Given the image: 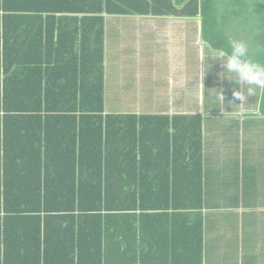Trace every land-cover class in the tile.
<instances>
[{
    "label": "trees",
    "instance_id": "1",
    "mask_svg": "<svg viewBox=\"0 0 264 264\" xmlns=\"http://www.w3.org/2000/svg\"><path fill=\"white\" fill-rule=\"evenodd\" d=\"M106 15L199 19L230 50L219 0H0V264H107L117 239L120 264H203V117L106 112ZM156 220L177 243L131 256Z\"/></svg>",
    "mask_w": 264,
    "mask_h": 264
},
{
    "label": "crops",
    "instance_id": "2",
    "mask_svg": "<svg viewBox=\"0 0 264 264\" xmlns=\"http://www.w3.org/2000/svg\"><path fill=\"white\" fill-rule=\"evenodd\" d=\"M137 17L141 16L106 15V21L116 18L118 23L115 24L114 32L106 26L105 95L108 92L107 88H110L107 69L117 66L112 59L115 55L110 56L111 51H115V54L118 53L120 56L126 54L125 50L127 51L131 46L127 34L129 29L125 30L118 26L122 27L121 23L130 24L129 21ZM170 19L175 22L190 21V19L174 17ZM136 20L139 19H134V23ZM138 23L139 26L131 36L133 39L140 37L142 33L141 20ZM117 32L119 35L124 33L119 44L115 35ZM186 33L188 40L185 43L188 45L190 33L189 31ZM199 34L200 39L196 43L199 49L195 51L194 48L197 56L194 62L196 70L182 74L183 79L180 78L178 82H175L177 93L170 92L169 98L160 103L162 105L160 108L151 110L148 108L145 109L146 111L141 108L135 114H183L203 117V175L207 204L203 210V264H264V115L256 114L264 113L261 109L262 89H257L256 95L251 96L245 92L244 101L236 99L234 91L244 92L245 90L242 85L221 79L220 74L224 71L222 62L218 60L200 62L202 55L204 57L206 52V45L200 43L201 21ZM118 45H122L121 49ZM134 45L136 44L132 47ZM109 61L111 63H108ZM122 65L126 63L122 61ZM211 68L216 69L212 71ZM171 84L175 86L174 82ZM219 94H222L224 98H221ZM106 112L127 113L111 112L107 107ZM160 222L156 220L144 225L149 230L143 231V234L142 230L137 231L138 240L130 242L131 256L141 255V244L144 247L149 244L153 246L150 252L151 257H149L151 260L166 256L161 249L165 247L166 242L172 245L173 242L177 243V231L171 230L172 226L177 224L170 223L168 226L171 229L168 230L165 228L167 225ZM145 233L148 234L143 242L142 237ZM179 243L183 249L184 239L182 238ZM129 245L125 240L121 242L118 239L109 243L110 251L108 250L105 257L109 261L107 264L128 261Z\"/></svg>",
    "mask_w": 264,
    "mask_h": 264
},
{
    "label": "rangeland",
    "instance_id": "3",
    "mask_svg": "<svg viewBox=\"0 0 264 264\" xmlns=\"http://www.w3.org/2000/svg\"><path fill=\"white\" fill-rule=\"evenodd\" d=\"M219 1L223 26L228 21L227 25L223 27L224 34L230 39L247 40L250 44V51H259L264 45V12L260 9V1L241 0L243 5H235V7L230 4L229 0ZM223 16L228 17V20L225 21L226 17ZM113 19L106 21V26L111 32H114L115 24L118 23L116 18ZM134 19L141 20L140 31L142 33L140 37L133 39L131 37L133 31L139 26V20L134 23ZM129 22L131 28L130 24L123 25V23H121L122 27H118L129 29L127 34L131 46L127 51L125 50L126 54L124 55L119 56L118 53L115 54V51L110 53L111 57L115 55V58H112L114 59L113 63H117L115 68L111 66L107 69L110 88H107L106 107L111 112L135 113L141 108V110L160 108L162 106L160 103L169 98L170 92L177 93L175 82L182 78V74L186 71L191 73L196 70L194 62L197 60L195 51L199 49L196 43L200 39V20L190 19L186 22H175L170 18L137 17L132 18ZM186 31L190 33L188 45L185 43L188 40ZM123 34L119 35L118 32L115 34L118 44ZM137 43L139 44L137 45ZM133 44L136 45L132 47ZM118 46L121 49L122 45ZM209 55L210 53L206 51L204 57L203 55L201 57L203 62L202 60L200 62L213 61L214 59L208 58ZM122 61L126 65L123 66ZM188 65L189 67H187ZM215 69L211 68L212 71ZM170 78H172L171 81ZM173 82L175 86H172ZM136 89H138L137 92Z\"/></svg>",
    "mask_w": 264,
    "mask_h": 264
},
{
    "label": "clouds",
    "instance_id": "4",
    "mask_svg": "<svg viewBox=\"0 0 264 264\" xmlns=\"http://www.w3.org/2000/svg\"><path fill=\"white\" fill-rule=\"evenodd\" d=\"M177 11L182 6L176 5ZM229 49L216 47L211 49L208 58L222 62L224 71L220 74L222 80H228L236 84L242 85L244 92L234 91L236 99L244 101L247 95H256L257 89H264V63L257 62L250 55V44L244 39H231L229 41ZM224 98L222 94H219ZM264 115V113H256Z\"/></svg>",
    "mask_w": 264,
    "mask_h": 264
},
{
    "label": "water",
    "instance_id": "5",
    "mask_svg": "<svg viewBox=\"0 0 264 264\" xmlns=\"http://www.w3.org/2000/svg\"><path fill=\"white\" fill-rule=\"evenodd\" d=\"M200 43H203V40L202 39L200 40Z\"/></svg>",
    "mask_w": 264,
    "mask_h": 264
}]
</instances>
